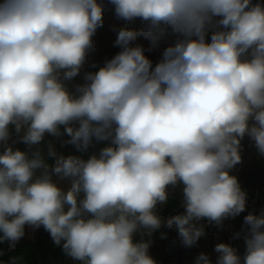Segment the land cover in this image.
Listing matches in <instances>:
<instances>
[{
  "label": "clouds",
  "instance_id": "9594fccd",
  "mask_svg": "<svg viewBox=\"0 0 264 264\" xmlns=\"http://www.w3.org/2000/svg\"><path fill=\"white\" fill-rule=\"evenodd\" d=\"M107 3L143 26L121 27L120 50L74 83L104 0H0V243L14 248L26 226H42L78 264H156L137 232L175 226L190 248L206 234L197 222L222 228L246 210L230 172L245 136L264 155V2ZM169 36L153 63L145 52ZM65 135L81 153L105 146L83 158L48 141L45 155V138ZM177 184L184 212L162 220L155 209ZM241 236L243 256L217 243L215 264H264V210L243 217ZM195 264L213 262L200 253Z\"/></svg>",
  "mask_w": 264,
  "mask_h": 264
},
{
  "label": "rangeland",
  "instance_id": "374dc122",
  "mask_svg": "<svg viewBox=\"0 0 264 264\" xmlns=\"http://www.w3.org/2000/svg\"><path fill=\"white\" fill-rule=\"evenodd\" d=\"M264 2V0H262ZM105 9L103 14V25L99 27L93 36L94 49L88 54L87 61L81 74L75 78L74 83L82 82L83 75L87 71H96L98 67L103 65L106 59H110L120 49L115 46L117 32L121 27H128L139 30L143 26V22L139 19L129 23L127 21L118 19L115 15L114 8L111 4L104 0ZM140 37H138L139 39ZM16 138L13 137V140ZM69 137L62 136L60 138L46 137L44 143L41 145L45 155L47 152V142L51 141L58 154L61 152L68 155H74L76 148L68 143H65ZM100 144H103L101 142ZM99 143H93L89 147L98 148ZM14 147L25 149V145L21 143H14ZM241 156L242 160L234 167L235 174H237L240 183L244 182H258L264 179V155L258 153L254 142L245 136L241 141ZM73 149V150H72ZM88 149V150H89ZM90 151V150H89ZM84 153V152H83ZM81 152L76 155L83 154ZM48 163H54L53 159H48ZM168 204V203H167ZM156 207V214L162 219L166 220L169 217L177 215H168L164 210L167 207ZM27 227V226H26ZM25 227V233H26ZM35 229L34 239H28L26 234L20 240L23 241L24 248L11 255L0 256V262L7 264L12 257H19L21 264H78L77 261L72 260L66 256L60 246L53 243L49 233L41 226ZM167 233V238H161V233ZM136 241L151 240L149 248V255L156 261V264H195V260L200 253H206L210 256L213 264H215L218 253L215 252V245L223 241H215L210 239L206 234L193 247H184L180 243V238L177 235L175 226L168 230L163 226L149 234L148 230H141L135 234ZM225 243V242H223ZM239 255L244 253L237 251Z\"/></svg>",
  "mask_w": 264,
  "mask_h": 264
},
{
  "label": "built area",
  "instance_id": "2783aa9c",
  "mask_svg": "<svg viewBox=\"0 0 264 264\" xmlns=\"http://www.w3.org/2000/svg\"><path fill=\"white\" fill-rule=\"evenodd\" d=\"M90 155V151L87 150L80 156L87 158ZM169 186L167 189L168 198L164 203L158 204L159 207H165L168 201L174 197L177 187ZM241 188L247 194V206L245 212L240 215H247L249 212L259 213L261 210H264V181L254 184H246L241 186ZM184 212V207L178 211V214ZM199 225H203L206 235L215 241H223L225 243L231 244L237 251L245 252L244 238L241 236L240 239H234L232 230L237 225L235 218H228L223 221V227H218L214 222H210L207 219L200 220L197 222ZM24 248L23 241L19 240L16 243L14 248L9 247L7 242L0 243V256L2 255H11L17 251H21ZM244 251V252H243Z\"/></svg>",
  "mask_w": 264,
  "mask_h": 264
},
{
  "label": "crops",
  "instance_id": "0c3cea01",
  "mask_svg": "<svg viewBox=\"0 0 264 264\" xmlns=\"http://www.w3.org/2000/svg\"><path fill=\"white\" fill-rule=\"evenodd\" d=\"M175 37H172V36H169L165 41H163L161 43V45L157 48V49H154L152 51H146L145 54L153 61V63H155L156 61L159 60L161 54H162V51L164 49V47H166L168 44L172 43L174 41ZM137 43H140V44H143L144 47L147 49L148 48V45H149V42L147 40H145L142 36L137 39ZM100 144V143H99ZM105 144H100L98 146V148H92V149H89L90 150V154L93 153V152H99L100 148L104 147ZM73 150V149H72ZM76 153H78L77 149L74 153V155H76ZM61 155H64L66 156L65 154H63L62 152L60 153ZM231 175H234L237 177L238 179V176L237 174H235V170L234 168L231 169V172H230ZM238 181H240L238 179ZM261 181H264L263 180H260L258 182H254V181H251V182H242L240 183L241 186L243 185H246V184H254V183H259ZM158 207V205H157ZM183 207V185L182 184H179V186L177 187V190H176V193L174 195L173 198H171L169 201H168V204H167V207L165 208V212L168 214V215H173L174 213H176L178 215V211H180V209ZM243 215H239V216H236L235 217V220L237 221V225L235 226V228H233L232 230V233L234 234L235 232L237 231H240L241 229V226H242V223H243ZM26 237L29 239H34L35 237V229L30 227V226H27L26 227ZM244 252V251H243Z\"/></svg>",
  "mask_w": 264,
  "mask_h": 264
}]
</instances>
